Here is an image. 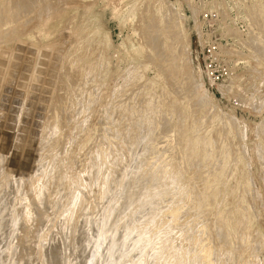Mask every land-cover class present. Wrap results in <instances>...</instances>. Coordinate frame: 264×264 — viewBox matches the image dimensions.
<instances>
[{"label":"rangeland","instance_id":"obj_1","mask_svg":"<svg viewBox=\"0 0 264 264\" xmlns=\"http://www.w3.org/2000/svg\"><path fill=\"white\" fill-rule=\"evenodd\" d=\"M204 7L0 0V264H264V0Z\"/></svg>","mask_w":264,"mask_h":264},{"label":"built area","instance_id":"obj_2","mask_svg":"<svg viewBox=\"0 0 264 264\" xmlns=\"http://www.w3.org/2000/svg\"><path fill=\"white\" fill-rule=\"evenodd\" d=\"M206 5L200 13L201 23L197 28L199 47H243L241 36L244 35L245 21L240 24L224 17V8L239 0H201ZM239 36V37H238ZM208 67V76L216 81V73Z\"/></svg>","mask_w":264,"mask_h":264},{"label":"bare ground","instance_id":"obj_3","mask_svg":"<svg viewBox=\"0 0 264 264\" xmlns=\"http://www.w3.org/2000/svg\"><path fill=\"white\" fill-rule=\"evenodd\" d=\"M261 1H263V0H261ZM260 5V4H259ZM259 11V10H258ZM261 11H259V13H260ZM260 15V14H259ZM261 20V19H260ZM167 44V43H166ZM170 54V53H169ZM175 63V62H174ZM175 68V67H174ZM98 239V238H97ZM103 239V238H102ZM95 246H97V245H95Z\"/></svg>","mask_w":264,"mask_h":264}]
</instances>
